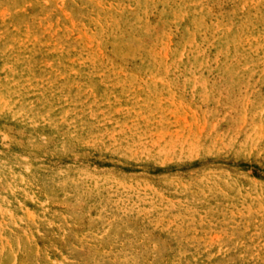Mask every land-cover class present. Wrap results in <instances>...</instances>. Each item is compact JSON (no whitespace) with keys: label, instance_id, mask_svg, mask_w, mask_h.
I'll use <instances>...</instances> for the list:
<instances>
[{"label":"rangeland","instance_id":"374dc122","mask_svg":"<svg viewBox=\"0 0 264 264\" xmlns=\"http://www.w3.org/2000/svg\"><path fill=\"white\" fill-rule=\"evenodd\" d=\"M0 264H264V0H0Z\"/></svg>","mask_w":264,"mask_h":264}]
</instances>
